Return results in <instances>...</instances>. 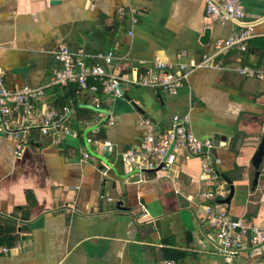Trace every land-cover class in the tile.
Instances as JSON below:
<instances>
[{
	"label": "crops",
	"instance_id": "0c3cea01",
	"mask_svg": "<svg viewBox=\"0 0 264 264\" xmlns=\"http://www.w3.org/2000/svg\"><path fill=\"white\" fill-rule=\"evenodd\" d=\"M241 1L254 23L244 51L216 49L236 25L208 17L207 0H0V68L10 87L49 82L60 44L82 50L88 64L113 50L109 69L125 77L157 60L191 69L175 93L123 81L129 98H113L100 88L106 119L94 123L93 93L77 92L74 134L61 144L41 139L17 155L0 134V233L14 227L13 242L0 240V264H264V254L218 253L196 205L200 157L179 156L171 170L144 173L128 171L121 159L142 141V118L163 132L174 114H188L192 131L214 143L220 201L231 189L226 175L234 194L222 203L232 217L264 223V160L257 184L252 162L264 134V77L236 69L264 72V0ZM55 87L64 86L48 89L49 101L61 108L53 104ZM89 136L110 145L105 150Z\"/></svg>",
	"mask_w": 264,
	"mask_h": 264
},
{
	"label": "built area",
	"instance_id": "2783aa9c",
	"mask_svg": "<svg viewBox=\"0 0 264 264\" xmlns=\"http://www.w3.org/2000/svg\"><path fill=\"white\" fill-rule=\"evenodd\" d=\"M131 10L134 8L131 7ZM127 11L123 6L119 8L121 15ZM206 15L219 21L230 20L236 25V29L228 38L215 42L217 50L232 46H238L241 50L247 49L249 39L254 36V23L247 20L241 0H207ZM54 56L60 66L56 68L50 81L40 86L24 84L10 87L5 82L4 70L0 68V134L15 143L17 155H22L28 145L41 139L61 144L67 135L74 134L70 123L75 107L64 105L58 108L51 105L48 89L54 86L76 82L78 93H93L91 102L97 110V115L89 123H94L95 120L106 119L102 110V98L97 94L100 88L106 96L113 98L123 96V81L175 93L191 71L184 63L178 68H173L170 63L157 60L148 69L137 71L132 77H125L114 74L109 69L114 58L113 50L92 55L95 59L92 64L85 61V53L82 50L73 52L64 44L54 50ZM207 59L206 57L205 62ZM236 69L244 74L264 77V72L252 67ZM90 79L95 80V83H91ZM141 120L145 133L139 146L121 153L127 170L138 169L141 173L159 167L171 170L179 156L200 157L199 174L203 187L198 193L196 205L199 207V216L214 229L213 242L218 253L227 259L245 251H250L252 255L264 254V223L235 220L219 199L222 191H219L218 186L213 187L219 180L213 157V141L201 139L192 131L188 114H174L171 126L163 132L156 129L151 119ZM108 122L113 124V116H109ZM87 141L101 145L105 150L110 145L109 141H101L93 136H89ZM84 157H90L88 151L84 152ZM2 249L7 251L8 247Z\"/></svg>",
	"mask_w": 264,
	"mask_h": 264
},
{
	"label": "trees",
	"instance_id": "16d2710c",
	"mask_svg": "<svg viewBox=\"0 0 264 264\" xmlns=\"http://www.w3.org/2000/svg\"><path fill=\"white\" fill-rule=\"evenodd\" d=\"M249 45V42H248ZM248 48V47H247ZM244 51V50H243ZM77 89L78 86L76 83H71L67 86H64L62 89H59V87H55V100L53 101V104H60L63 106L64 104H69L72 100L76 99L77 96ZM76 103V100H75ZM71 105V103H70ZM73 105V104H72ZM7 229H3V233H0V240L2 242H13L14 237L12 236V230L14 229L13 226L9 225Z\"/></svg>",
	"mask_w": 264,
	"mask_h": 264
},
{
	"label": "water",
	"instance_id": "95a60500",
	"mask_svg": "<svg viewBox=\"0 0 264 264\" xmlns=\"http://www.w3.org/2000/svg\"><path fill=\"white\" fill-rule=\"evenodd\" d=\"M54 1H58V0H53V2ZM209 32H210V30L207 28L206 31H205V33H204V36H203L204 39H207L208 38ZM119 87L122 90L121 86H119ZM123 95L125 97H128L129 98V96L127 94L124 93ZM221 138L224 139V137H221ZM263 160H264V134H263V136L261 138V141H260V143H259V145H258V147H257V149H256V151H255V153L253 155V158H252L253 165L256 168L254 184H257L258 177H259L260 172H261L260 167L262 165ZM157 169H160V167L157 168ZM224 177L227 179L228 183L230 184V188L231 189H230L229 195L226 198H224L222 200V202H224V203H230L231 198L233 197V194H234V185L232 184V181L227 178L226 175H224Z\"/></svg>",
	"mask_w": 264,
	"mask_h": 264
}]
</instances>
